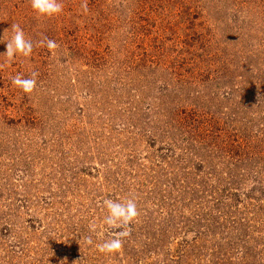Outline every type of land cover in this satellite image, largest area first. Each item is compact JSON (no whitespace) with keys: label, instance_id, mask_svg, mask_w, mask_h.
Segmentation results:
<instances>
[{"label":"rangeland","instance_id":"374dc122","mask_svg":"<svg viewBox=\"0 0 264 264\" xmlns=\"http://www.w3.org/2000/svg\"><path fill=\"white\" fill-rule=\"evenodd\" d=\"M0 264H264V0H0Z\"/></svg>","mask_w":264,"mask_h":264}]
</instances>
